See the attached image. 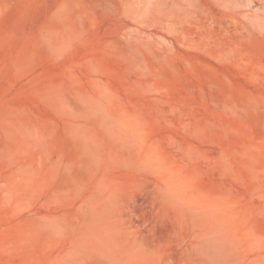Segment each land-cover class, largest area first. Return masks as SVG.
<instances>
[{
	"label": "rangeland",
	"instance_id": "374dc122",
	"mask_svg": "<svg viewBox=\"0 0 264 264\" xmlns=\"http://www.w3.org/2000/svg\"><path fill=\"white\" fill-rule=\"evenodd\" d=\"M0 264H264V0H0Z\"/></svg>",
	"mask_w": 264,
	"mask_h": 264
},
{
	"label": "bare ground",
	"instance_id": "6f19581e",
	"mask_svg": "<svg viewBox=\"0 0 264 264\" xmlns=\"http://www.w3.org/2000/svg\"><path fill=\"white\" fill-rule=\"evenodd\" d=\"M211 239V238H210ZM212 240L209 241V243L211 242ZM208 242V241H207ZM219 245L217 243H215L213 241L212 244L210 245H207V248H206V251H208L207 253L210 254L211 258L215 261V262H222V258L224 256V253L220 250L221 247H220V250H219ZM224 250V249H223ZM223 253V254H222ZM224 259V258H223Z\"/></svg>",
	"mask_w": 264,
	"mask_h": 264
}]
</instances>
